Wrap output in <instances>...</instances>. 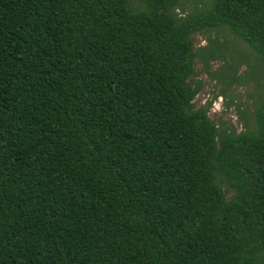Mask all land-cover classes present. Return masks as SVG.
<instances>
[{"label": "trees", "instance_id": "1", "mask_svg": "<svg viewBox=\"0 0 264 264\" xmlns=\"http://www.w3.org/2000/svg\"><path fill=\"white\" fill-rule=\"evenodd\" d=\"M180 1L0 0V264H264V97L192 82L213 28L264 63V0Z\"/></svg>", "mask_w": 264, "mask_h": 264}, {"label": "rangeland", "instance_id": "2", "mask_svg": "<svg viewBox=\"0 0 264 264\" xmlns=\"http://www.w3.org/2000/svg\"><path fill=\"white\" fill-rule=\"evenodd\" d=\"M205 1L181 0L177 13L188 15ZM193 42L198 56L192 82L199 86L195 108H208L210 119L221 127L241 131L251 125L264 97V63L225 27L194 34Z\"/></svg>", "mask_w": 264, "mask_h": 264}]
</instances>
